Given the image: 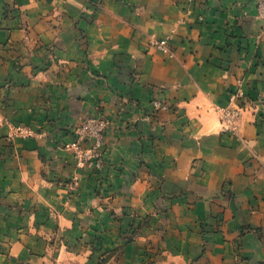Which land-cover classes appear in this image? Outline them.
Instances as JSON below:
<instances>
[{
    "label": "crops",
    "instance_id": "crops-1",
    "mask_svg": "<svg viewBox=\"0 0 264 264\" xmlns=\"http://www.w3.org/2000/svg\"><path fill=\"white\" fill-rule=\"evenodd\" d=\"M258 1L0 0V264H100L121 242L109 264H264ZM96 116L94 173L64 144ZM107 181L114 205L151 218L132 239Z\"/></svg>",
    "mask_w": 264,
    "mask_h": 264
},
{
    "label": "built area",
    "instance_id": "built-area-1",
    "mask_svg": "<svg viewBox=\"0 0 264 264\" xmlns=\"http://www.w3.org/2000/svg\"><path fill=\"white\" fill-rule=\"evenodd\" d=\"M189 1L193 2L194 0ZM258 11L264 19V0L258 1ZM147 36L149 38L147 42V45L149 47H155L163 53L168 54L169 56H173L175 54L174 45L171 41L170 35L165 37H158L154 33H151L147 34ZM153 106L157 110H165L169 108V103L160 98H155L153 100ZM240 112L241 111L239 107H230L223 110L222 116L225 123V130H235V120L240 116ZM89 121L90 123L84 124L80 129L78 139L76 140L78 143L75 146L73 144V148L75 149V152L79 157L81 164L90 163L91 166L99 167L104 162L100 146L103 144V137L105 134L104 130L107 127V121H101L97 117H91ZM91 123L95 124L92 126ZM84 136H86V138L88 136H90L91 138L94 137V143L90 146L84 145Z\"/></svg>",
    "mask_w": 264,
    "mask_h": 264
},
{
    "label": "rangeland",
    "instance_id": "rangeland-1",
    "mask_svg": "<svg viewBox=\"0 0 264 264\" xmlns=\"http://www.w3.org/2000/svg\"><path fill=\"white\" fill-rule=\"evenodd\" d=\"M188 2H190L188 0ZM191 3V2H190ZM99 120H105L104 116H96ZM91 117H88L86 118L83 122H81L78 126H76L75 128V136L73 137V139L69 140L68 142H66L64 144V148L65 149H68L70 151H72V153L74 154L75 158L77 159V165L78 167H81V168H85V167H89L90 169H92V171L95 172H98L100 171L102 168H103V164L99 167H94V166H91L90 163H86V164H81L80 163V160H79V157L77 156L76 152H75V149L73 148V144L74 146L78 143L76 140L78 139V136H79V131L80 129L83 127L84 124H88L90 123L89 119ZM107 121V124L108 123V120ZM92 126L95 124V123H91ZM107 129L108 127H106V129L104 130V137H103V144H105V141H106V134H107ZM91 132V131H89ZM85 139H91L92 142L94 143V137H90L88 136L86 138V136L83 137V144L85 145L84 141ZM101 152H102V155H103V158H104V152L103 150L101 149ZM75 185V183H74ZM74 185L71 187V188H74ZM105 190H106V198L108 199L107 201V205L109 206V204L112 205L109 206L111 210V213L113 215V220H116V223L119 225V228H120V236L122 237L123 240H128V239H132L134 236H137L138 234H140L141 232V229L144 227L143 225L144 224H148V222L150 221V219H148V221L145 220V223H142V220H136V216H138V214L134 213V211H131L130 209H128L129 205L125 204V203H120V205L118 206V204H115L114 205V200L113 198L117 196V192H116V188L114 186V184L111 182V181H107L106 182V186L104 187ZM114 207V208H113ZM116 208V209H115ZM142 217L140 216L139 219H141ZM97 239L98 240H101L102 243H104L105 241V237L104 235H98L97 234ZM92 241V240H91ZM124 244L121 242V244L118 246V248H116L115 250L111 251V250H108V249H105L103 250L102 252V261L100 262V264H106V263H110L111 260H115V259H120L122 258V254H124Z\"/></svg>",
    "mask_w": 264,
    "mask_h": 264
}]
</instances>
